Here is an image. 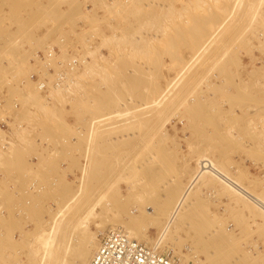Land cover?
<instances>
[{
    "label": "rangeland",
    "instance_id": "obj_1",
    "mask_svg": "<svg viewBox=\"0 0 264 264\" xmlns=\"http://www.w3.org/2000/svg\"><path fill=\"white\" fill-rule=\"evenodd\" d=\"M48 51L57 69L79 61L62 88L52 87L44 66ZM0 128V142L9 144L0 150V264L26 263L28 244L19 255L11 245L64 213L82 189L91 201L105 177L140 166L134 180V172L122 174L124 199H107L113 212L105 230L91 224L98 243L117 219L134 221L144 203L149 245L165 231L176 246L161 253L178 264L182 255L206 264L210 253L213 264L226 257L264 264L253 252L264 247V224L241 211L250 202L264 212L261 0H0ZM117 133L126 137L114 140ZM169 180L175 194L141 199ZM131 181L137 191L128 193ZM66 194L70 202H58ZM6 218L15 226L7 229Z\"/></svg>",
    "mask_w": 264,
    "mask_h": 264
},
{
    "label": "bare ground",
    "instance_id": "obj_2",
    "mask_svg": "<svg viewBox=\"0 0 264 264\" xmlns=\"http://www.w3.org/2000/svg\"><path fill=\"white\" fill-rule=\"evenodd\" d=\"M261 2H264V0H261ZM254 15H256V14H254ZM12 44H13V47L19 46L18 45L19 42H17V41H14ZM4 56H8V55L4 54ZM42 58L45 61L44 66L47 69V72L55 77L53 85H52V87L55 89H57V88L59 89V88L64 87L66 80H67L66 69L73 70L79 65L78 60L72 59V60L68 61L66 65H64V69H63V64L61 62H58V67H60V69L55 68L54 51L53 52L48 51L47 53L42 55ZM83 63H85V61H83ZM31 80L34 82L37 90L46 91L48 89V84L45 81L41 80L36 74L31 75ZM70 83L72 84V86L76 85V83L73 81H71ZM69 91H71V89L68 90V92ZM29 98L31 100H36V99L38 100V94H30ZM170 119H167L166 122L168 123V121ZM136 129L137 128L131 129V131L129 133V137H136L137 136ZM163 129L164 130L166 129V123L162 125V130ZM0 131L4 132L1 128H0ZM125 137H126L125 134L117 133L114 137V140L122 141L121 139H123ZM3 140L0 142V150L4 151V149H8L9 144L7 141H5V139H3ZM154 152H156V151H154ZM2 153L3 152L0 151V155ZM155 159H156V154L153 153V154L149 155L148 158H146V163H150V162L154 161ZM143 169H145V166L144 167H142V166L135 167L132 170L130 168H123L122 174L127 173V171H132V172H134V174H132V175L130 174V175H131V178L134 180V178L138 177V174H139L138 172L139 171L142 172ZM122 174H120L119 177L117 176L118 178L105 177L104 180L102 179L103 180V181L101 180L102 186H103L102 192L95 199H93L91 201H87L85 199L86 190L82 189V192H81L82 194H80L79 196H77L73 199L72 203L67 207V209L64 213H59V214H57L58 216H54L52 214L49 224H46V226L44 228L42 227L41 230L36 229L35 232L30 235V237H27V234H24L22 232L20 234L21 235L20 238L17 239L16 242L14 243V245H11V246H13L12 248H13L14 252L19 255V253H20L19 246H22L23 243L28 244V245H23L25 248L24 249L25 250L24 259L26 260V263L22 260L17 259L18 263H16V264H91V262L95 256V253L97 252V250L99 249V247L102 243L103 238L112 231H122L131 240H135L138 243L143 244L144 246L153 249L156 254H158V255L165 254V253H161L162 252L161 249L164 246H168L172 242L171 237L168 238L167 233L165 231H163L162 233H159L156 241L152 244V246L149 245L148 242L151 240L148 237V234H150L149 230L146 229L142 225H143V223L147 222L148 227H149V225L151 226V224L148 222V218H149L148 216H149V212L151 211V207L150 208L148 206L146 207V204H144V203L143 204L138 203L139 205L137 204V206H136L137 212H136V216H135L136 218L134 219V221H132L131 219L126 220L124 218H123V220L117 219L116 224L113 225L108 230V233H106L102 237L101 242L98 243L97 234H95L94 232L91 231V224L93 222L97 226L99 232H103L105 230L107 225L105 224L104 221H106V219L110 218L109 217L110 216L109 211H111V208H112V207L110 208L111 205H109V203L107 201V199L109 197H111L113 195H117V196H119L120 200L124 199L122 197L124 190L122 187V183H121L122 180L121 179L123 178L125 181H127V180L123 177ZM79 180H80V177H79ZM101 181H100V183H101ZM90 183L92 184L94 182L91 181ZM90 183L89 182L86 183V181H85L84 184L86 186H88V185H91ZM171 183H173V181H171V180H169L168 183H166V182L164 183L162 181L156 182L154 184L153 188L147 189L143 193L144 195H143V198H141V199L144 202H146L147 200H150L149 194H154L157 192L160 193V191H162V192L165 191V193L161 194L163 197H166L167 194H168V196L175 194L176 189L173 188L175 186V184L171 185ZM65 184L66 183H64V185ZM130 184L131 185H129V182H126L128 193L133 192L137 189L136 183L134 181H131ZM52 190H53V188H52ZM178 192L180 195H183L187 192V190L184 187L183 188L181 187L178 189L177 193ZM131 194H134V193H131ZM48 196L49 195H47V197ZM69 196H70L69 194H66L65 197H63L62 199L59 198L58 202L61 203L63 200L66 202L67 201L70 202ZM7 198H8V194H7ZM7 198H6V200L8 201ZM134 199L136 200V197H134ZM55 201H57V200H55ZM7 203L9 204V202H6V205H7ZM36 205H37V203H36ZM56 206H58V205H56ZM98 206H100L101 211L105 213L104 216L100 215V212L97 210ZM59 207L60 206H58L56 208L58 209ZM9 210H8V213L11 212ZM63 210H65V209H63ZM241 211L246 216L249 215V217H251V219L254 220V222H252V223H255L254 225L264 224V212L258 213L255 210V207L250 202H244L243 208ZM60 212H62V207H61ZM111 212H113V209ZM145 213H148V215H146ZM11 214L9 216H11ZM6 216H8L7 213H6ZM242 216H243V214H242ZM11 218H13V217H11ZM242 218H244V216ZM251 219H248V217H247L246 221L247 220L250 221ZM6 220H8V218H6ZM243 220L244 219H242L241 221H243ZM8 221H7L8 223L6 222L7 224L6 223L4 224V225H6L7 229H8V225L10 227L12 225L15 226L16 222L13 223V221L12 220L10 221V219ZM248 221L245 222V220H244V224L245 223L248 224L249 223ZM9 223H11V224L13 223V224L10 225ZM244 224H242V225H244ZM16 225H18V224H16ZM14 226H12V227H14ZM244 226H246V225H244ZM6 227H4V228L6 229ZM9 229H11V228H9ZM213 229L216 230L217 228H213ZM9 232H11V231H9ZM11 235H13V234L11 233ZM10 240H12V237ZM11 242H10V244H11ZM4 246L8 247L9 245H4ZM170 246L173 247L176 245H169L168 247H170ZM228 247H227V249H228L227 252H226L227 249L226 250L223 249V251H224L223 253L224 254L226 253L225 256H227V253H229V251H230V248H228ZM253 252H254V254H256L255 258H258V259L264 261V247L260 248L259 245H254ZM210 254H211V256L208 258V262L210 264H213V262H210V261H213L212 257L214 256V253H213V256H212V253H210ZM175 255H178V254H175ZM189 258L182 255L181 260H180V264H204V263L200 262L199 260H197V262L194 263L191 260L192 258H190V259ZM227 258L228 257H226V259ZM242 258L243 257L241 256V259ZM250 258L252 259L253 257H250ZM226 259L223 261L224 264H232L233 263V261H231V259H229V258L227 260ZM172 261H175L174 258L172 259ZM208 262L206 264H209ZM11 264H13V263H11Z\"/></svg>",
    "mask_w": 264,
    "mask_h": 264
},
{
    "label": "built area",
    "instance_id": "obj_3",
    "mask_svg": "<svg viewBox=\"0 0 264 264\" xmlns=\"http://www.w3.org/2000/svg\"><path fill=\"white\" fill-rule=\"evenodd\" d=\"M2 126L4 127L5 124H2ZM91 264L177 263L172 261L169 255H158L153 249L148 248L135 240H131L122 231H112L103 238Z\"/></svg>",
    "mask_w": 264,
    "mask_h": 264
}]
</instances>
